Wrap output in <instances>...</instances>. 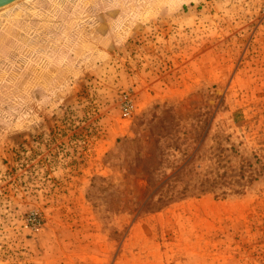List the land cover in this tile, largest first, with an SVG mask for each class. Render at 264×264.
<instances>
[{"label":"rangeland","instance_id":"374dc122","mask_svg":"<svg viewBox=\"0 0 264 264\" xmlns=\"http://www.w3.org/2000/svg\"><path fill=\"white\" fill-rule=\"evenodd\" d=\"M0 264H264V0L0 8Z\"/></svg>","mask_w":264,"mask_h":264},{"label":"water","instance_id":"95a60500","mask_svg":"<svg viewBox=\"0 0 264 264\" xmlns=\"http://www.w3.org/2000/svg\"><path fill=\"white\" fill-rule=\"evenodd\" d=\"M15 1H17V0H0V8L8 6V5L14 3Z\"/></svg>","mask_w":264,"mask_h":264},{"label":"trees","instance_id":"16d2710c","mask_svg":"<svg viewBox=\"0 0 264 264\" xmlns=\"http://www.w3.org/2000/svg\"><path fill=\"white\" fill-rule=\"evenodd\" d=\"M175 176H176V175H175ZM160 201H162V199H161Z\"/></svg>","mask_w":264,"mask_h":264}]
</instances>
